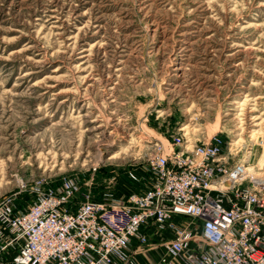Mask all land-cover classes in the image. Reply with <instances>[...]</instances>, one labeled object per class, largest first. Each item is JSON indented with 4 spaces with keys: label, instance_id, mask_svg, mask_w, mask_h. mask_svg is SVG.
Instances as JSON below:
<instances>
[{
    "label": "rangeland",
    "instance_id": "374dc122",
    "mask_svg": "<svg viewBox=\"0 0 264 264\" xmlns=\"http://www.w3.org/2000/svg\"><path fill=\"white\" fill-rule=\"evenodd\" d=\"M214 135L230 164L264 139V0H0L1 258L5 217L142 192Z\"/></svg>",
    "mask_w": 264,
    "mask_h": 264
},
{
    "label": "built area",
    "instance_id": "2783aa9c",
    "mask_svg": "<svg viewBox=\"0 0 264 264\" xmlns=\"http://www.w3.org/2000/svg\"><path fill=\"white\" fill-rule=\"evenodd\" d=\"M176 145L150 159L153 181L142 192L71 208L77 186L67 182L64 196L47 193L5 217V245L16 248L0 264H128L149 246L153 228L172 258L167 264H264V139L255 163L246 145L230 164L224 153L234 152L233 142L221 135L205 143L177 137Z\"/></svg>",
    "mask_w": 264,
    "mask_h": 264
},
{
    "label": "crops",
    "instance_id": "0c3cea01",
    "mask_svg": "<svg viewBox=\"0 0 264 264\" xmlns=\"http://www.w3.org/2000/svg\"><path fill=\"white\" fill-rule=\"evenodd\" d=\"M155 235L152 237L149 246L142 250L133 251L130 254V259L128 264H167L172 260L169 251L166 246L158 245L159 243V233L153 228ZM170 237H173V232L168 233ZM11 256L7 259H11Z\"/></svg>",
    "mask_w": 264,
    "mask_h": 264
},
{
    "label": "bare ground",
    "instance_id": "6f19581e",
    "mask_svg": "<svg viewBox=\"0 0 264 264\" xmlns=\"http://www.w3.org/2000/svg\"><path fill=\"white\" fill-rule=\"evenodd\" d=\"M257 144H258V143H257ZM258 150H260V146H259V144L256 145V146L254 147L253 152H257ZM253 157H254V154L252 155V158H253ZM260 162H261V163L264 162V157L260 160Z\"/></svg>",
    "mask_w": 264,
    "mask_h": 264
}]
</instances>
